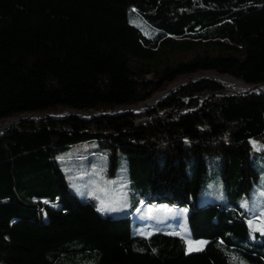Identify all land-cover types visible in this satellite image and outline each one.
Segmentation results:
<instances>
[{"label":"trees","instance_id":"1","mask_svg":"<svg viewBox=\"0 0 264 264\" xmlns=\"http://www.w3.org/2000/svg\"><path fill=\"white\" fill-rule=\"evenodd\" d=\"M260 10L258 45H245L240 22ZM205 47L222 55L151 64ZM237 54L258 68L221 61ZM206 72L264 84V0H0V124L33 115L0 135V264H264V235L241 206L197 200L206 156H222L227 187L237 172V198L259 183L252 141L264 146V95L220 96L228 84L205 77L150 104ZM90 141L107 151L110 176L128 157L130 190L145 201L188 207L192 240L206 245L189 252L179 231L134 232L139 203L113 218L79 199L56 155Z\"/></svg>","mask_w":264,"mask_h":264},{"label":"rangeland","instance_id":"2","mask_svg":"<svg viewBox=\"0 0 264 264\" xmlns=\"http://www.w3.org/2000/svg\"><path fill=\"white\" fill-rule=\"evenodd\" d=\"M262 15L263 11H256L243 17L240 22V39L245 45H258V40L251 35L256 32L258 25L261 23ZM134 23L147 36L151 37L155 34L139 17H136ZM205 53L215 57L222 55L217 48L208 49L206 47L197 48L195 51L190 52L185 50H166L161 52L159 59L151 62V64L154 68L162 70L168 65L172 66L179 62H186L197 55H204ZM221 61L240 64L251 70L258 68L257 58H247L243 54H237L234 58H224ZM139 65L135 60L130 63L132 68H136ZM205 77L219 79L228 84V88L244 92L242 84L233 83L235 80H229L227 76H220L214 72L202 73L192 79L179 78L175 82H181V85L176 90L188 84L190 80ZM164 96L160 99L164 98ZM155 103L150 102L151 105ZM137 109L142 110L143 108L137 107ZM252 145L254 148L252 164L259 171L260 180L253 188L250 197L237 198L241 179L235 170L230 171L228 174L229 186L224 185L222 180V156L215 154L205 157L208 166L207 183L203 186L197 200L200 204L221 203L241 206L251 218V229L264 235V146L256 140L252 141ZM56 158L66 175L72 192L81 200L94 201L101 213L113 218L131 215L132 206L139 203L140 207L132 214L134 232L146 235L151 232L150 229H163L162 231L171 232L172 234H178L177 231H179L178 235L186 240L189 252L199 250L201 246L202 248L205 246V240H192L188 222V207L167 203H149L144 200L142 194L140 195V193L130 190L129 159L126 155L119 154L118 169L114 176L109 174L110 161L107 151L99 148L94 141L74 145L67 151H60L57 153ZM188 162L187 170L191 174L193 158H189Z\"/></svg>","mask_w":264,"mask_h":264},{"label":"water","instance_id":"3","mask_svg":"<svg viewBox=\"0 0 264 264\" xmlns=\"http://www.w3.org/2000/svg\"><path fill=\"white\" fill-rule=\"evenodd\" d=\"M207 78H209V77H207ZM227 78H228V79H233L231 76H228ZM196 80H197V79L190 80L188 83H190V82H194V81H196ZM233 80H235V79H233ZM235 81H237V82H241V83H244L245 85H248V84H246L245 82L240 81V80H235ZM248 86H251V87H257V86H264V84L248 85ZM172 92H174V91H171L170 88H169L167 91H165V92H163V93H161V94H164V95L166 96V95H168V94H171ZM253 93H257V92H253V91H251V90H250V91H245V92H240V91H235V90H232V89H230V88H227L225 91L219 92V95H220V96H241V97H243V96L251 95V94H253ZM257 94L264 95V92H258ZM147 103H148V102H147ZM144 105H145V103L139 105L138 107H139V108H141V107L143 108ZM130 111L137 112V111H140V110H138L137 107H133V108H129V109H127V110H122V109H120V110H118V113H121V112H130ZM32 116H33V115H25V116L20 117V118H13L12 120H15L14 124L8 126V127H7L6 129H4V130H2V131L0 132V135H1L5 130H7V129H9V128L16 127V124H17L19 121H21L22 119H28V118H30V117H32ZM9 120H11V119H9ZM0 125H1V124H0Z\"/></svg>","mask_w":264,"mask_h":264},{"label":"bare ground","instance_id":"4","mask_svg":"<svg viewBox=\"0 0 264 264\" xmlns=\"http://www.w3.org/2000/svg\"><path fill=\"white\" fill-rule=\"evenodd\" d=\"M231 80V79H229ZM181 82H177L176 84L170 86V90H176L181 84ZM233 83H236V84H242V88H243V91H253V92H264V86H257V87H251V86H248V85H245L244 83H241V82H236L234 81ZM164 95L163 94H158L156 95L150 102L151 103H155L156 101H158L161 97H163ZM15 120H7L5 121L4 124H1L2 126H0V132L4 129H6L8 126L14 124ZM2 129V130H1Z\"/></svg>","mask_w":264,"mask_h":264},{"label":"crops","instance_id":"5","mask_svg":"<svg viewBox=\"0 0 264 264\" xmlns=\"http://www.w3.org/2000/svg\"><path fill=\"white\" fill-rule=\"evenodd\" d=\"M151 230V232L150 233H148V234H146V235H144V236H149V235H151L152 233H154V232H157L156 231V229H150ZM165 230V229H164ZM166 230H171V229H166ZM165 233H167V234H171V235H177V234H175V233H171V232H165ZM206 245V244H205ZM198 246V245H197ZM201 249H202V246H201ZM200 250V249H199ZM196 251H198V250H196Z\"/></svg>","mask_w":264,"mask_h":264},{"label":"snow or ice","instance_id":"6","mask_svg":"<svg viewBox=\"0 0 264 264\" xmlns=\"http://www.w3.org/2000/svg\"><path fill=\"white\" fill-rule=\"evenodd\" d=\"M190 250H191V246H190Z\"/></svg>","mask_w":264,"mask_h":264}]
</instances>
